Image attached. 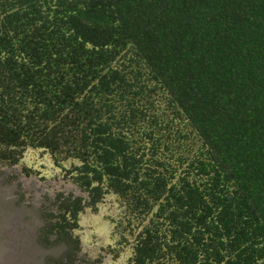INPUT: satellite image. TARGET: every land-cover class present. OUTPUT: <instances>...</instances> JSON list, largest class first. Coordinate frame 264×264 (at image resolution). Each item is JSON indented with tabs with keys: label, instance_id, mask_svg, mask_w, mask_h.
<instances>
[{
	"label": "trees",
	"instance_id": "obj_1",
	"mask_svg": "<svg viewBox=\"0 0 264 264\" xmlns=\"http://www.w3.org/2000/svg\"><path fill=\"white\" fill-rule=\"evenodd\" d=\"M28 148L87 196L40 209L46 264H103L108 193L126 264H264V0H0V164Z\"/></svg>",
	"mask_w": 264,
	"mask_h": 264
},
{
	"label": "rangeland",
	"instance_id": "obj_2",
	"mask_svg": "<svg viewBox=\"0 0 264 264\" xmlns=\"http://www.w3.org/2000/svg\"><path fill=\"white\" fill-rule=\"evenodd\" d=\"M78 165L76 160H68L56 166L48 152L33 148L26 149L14 166L0 164V264H46L47 255L59 253L45 250L37 242L40 209L60 192L86 199L69 177ZM123 215L120 199L112 193L95 210L85 209L74 231L83 255L101 257L103 264H126L133 254L134 237L126 232L122 239L117 233Z\"/></svg>",
	"mask_w": 264,
	"mask_h": 264
}]
</instances>
